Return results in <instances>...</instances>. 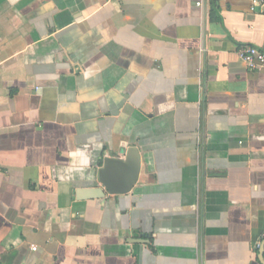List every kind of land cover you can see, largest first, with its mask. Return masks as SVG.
Segmentation results:
<instances>
[{
    "label": "crops",
    "instance_id": "obj_1",
    "mask_svg": "<svg viewBox=\"0 0 264 264\" xmlns=\"http://www.w3.org/2000/svg\"><path fill=\"white\" fill-rule=\"evenodd\" d=\"M252 4L0 0V264H264ZM131 146V190L83 198Z\"/></svg>",
    "mask_w": 264,
    "mask_h": 264
},
{
    "label": "water",
    "instance_id": "obj_2",
    "mask_svg": "<svg viewBox=\"0 0 264 264\" xmlns=\"http://www.w3.org/2000/svg\"><path fill=\"white\" fill-rule=\"evenodd\" d=\"M140 171V149L131 146L126 150L123 159L104 158L103 165L98 169L97 181L101 187H91L82 191L83 198H99L104 190L110 194L126 193L134 186ZM264 241L260 247L262 255Z\"/></svg>",
    "mask_w": 264,
    "mask_h": 264
},
{
    "label": "built area",
    "instance_id": "obj_3",
    "mask_svg": "<svg viewBox=\"0 0 264 264\" xmlns=\"http://www.w3.org/2000/svg\"><path fill=\"white\" fill-rule=\"evenodd\" d=\"M264 5V0H253L252 9L255 6ZM239 58L249 69H261L264 68V51L254 45H244L238 52ZM257 248L261 247V243L256 244ZM264 257V249L262 252Z\"/></svg>",
    "mask_w": 264,
    "mask_h": 264
}]
</instances>
